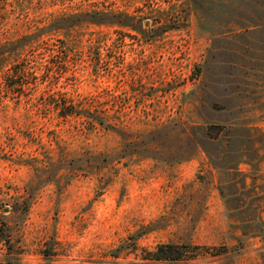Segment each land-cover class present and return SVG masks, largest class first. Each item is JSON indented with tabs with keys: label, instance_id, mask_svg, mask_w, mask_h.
Wrapping results in <instances>:
<instances>
[{
	"label": "rangeland",
	"instance_id": "obj_1",
	"mask_svg": "<svg viewBox=\"0 0 264 264\" xmlns=\"http://www.w3.org/2000/svg\"><path fill=\"white\" fill-rule=\"evenodd\" d=\"M36 33L0 71L18 264H264V0H0V47Z\"/></svg>",
	"mask_w": 264,
	"mask_h": 264
},
{
	"label": "trees",
	"instance_id": "obj_2",
	"mask_svg": "<svg viewBox=\"0 0 264 264\" xmlns=\"http://www.w3.org/2000/svg\"><path fill=\"white\" fill-rule=\"evenodd\" d=\"M96 14V12H94ZM86 21H91L87 19ZM93 23H99L98 20H96ZM41 34H28L24 36L23 38H20L14 42H9L0 47V54L2 55L0 57V71H3V69H6L8 65H14L18 62H22L24 66L29 65V54L28 52H25V48L27 45H30L32 43V40L40 37ZM25 70V69H24ZM54 107L57 109L58 115L61 117H69L73 115H83L85 110L82 108H79L78 105L70 103L67 104V102H59L58 100H54L53 104ZM87 117H90L93 122L98 123L101 126H105L108 128H116L113 126L112 123L109 121L107 122L102 116L99 115H93L91 113L86 114ZM138 235V234H137ZM11 243V234L9 227L2 223L0 224V249L5 246L4 256L0 258V264H18L19 263V257L16 256L10 248ZM197 246H194L195 249ZM184 256L183 250H181L177 245L175 244H159L154 252L153 260L156 261H165V260H171V261H177L179 259H182Z\"/></svg>",
	"mask_w": 264,
	"mask_h": 264
}]
</instances>
